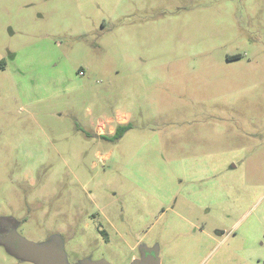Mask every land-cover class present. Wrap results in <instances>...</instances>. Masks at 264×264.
<instances>
[{"label":"rangeland","instance_id":"1","mask_svg":"<svg viewBox=\"0 0 264 264\" xmlns=\"http://www.w3.org/2000/svg\"><path fill=\"white\" fill-rule=\"evenodd\" d=\"M2 60L20 236L69 264H264V0H0Z\"/></svg>","mask_w":264,"mask_h":264},{"label":"water","instance_id":"2","mask_svg":"<svg viewBox=\"0 0 264 264\" xmlns=\"http://www.w3.org/2000/svg\"><path fill=\"white\" fill-rule=\"evenodd\" d=\"M0 244L6 247L9 253L23 261L33 264H69L64 248L57 242L39 244L20 236L16 229L5 237L0 238ZM83 264H109L105 260L84 261ZM132 264H160L157 251L145 249L140 258Z\"/></svg>","mask_w":264,"mask_h":264},{"label":"flooded vegetation","instance_id":"3","mask_svg":"<svg viewBox=\"0 0 264 264\" xmlns=\"http://www.w3.org/2000/svg\"><path fill=\"white\" fill-rule=\"evenodd\" d=\"M0 68L2 69V70H5V67H4V64H3V62L2 61H0ZM4 68V69H3ZM129 122H125V123H120V122H118V126L114 129V132L112 133V134H114L115 133V131L118 129V127L120 126V125H124V124H128ZM99 134V133H98ZM102 135H106V136H108L107 134H99V136H102ZM17 224H16V222L14 221V220H7V221H1L0 220V238H5L11 231H12V229H14V228H16L17 226H16ZM0 245H2V244H0ZM3 246V245H2ZM146 248H142L141 249V252L140 253H142V251L143 250H145ZM139 257V256H138ZM138 257H135V259H138ZM16 258V257H15ZM140 258V257H139ZM18 261H23V260H21V259H18V258H16ZM133 260H134V258H133ZM132 260V261H133Z\"/></svg>","mask_w":264,"mask_h":264},{"label":"trees","instance_id":"4","mask_svg":"<svg viewBox=\"0 0 264 264\" xmlns=\"http://www.w3.org/2000/svg\"><path fill=\"white\" fill-rule=\"evenodd\" d=\"M2 62H3L4 67H5V64H6L5 61L2 60ZM129 130H131V125L129 123L124 124V125H120L118 127V129L115 131V133L113 134L112 139H122ZM101 137L106 138L107 136L102 135Z\"/></svg>","mask_w":264,"mask_h":264}]
</instances>
